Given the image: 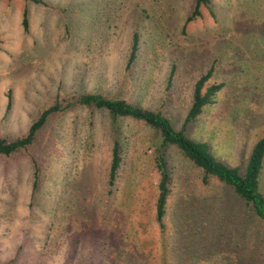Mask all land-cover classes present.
I'll list each match as a JSON object with an SVG mask.
<instances>
[{"label":"rangeland","instance_id":"374dc122","mask_svg":"<svg viewBox=\"0 0 264 264\" xmlns=\"http://www.w3.org/2000/svg\"><path fill=\"white\" fill-rule=\"evenodd\" d=\"M194 2L0 0V139L25 136L44 110L81 94L161 111L179 130L211 70L203 90L221 89L187 134L243 174L264 135V0H211L185 24ZM114 128L122 163L109 193ZM160 144L144 122H113L106 110L51 115L27 149L0 156V264H221L212 251L229 257L238 245L244 264H264V226L243 200L219 181L204 185L179 149ZM161 150L171 178L164 232Z\"/></svg>","mask_w":264,"mask_h":264},{"label":"trees","instance_id":"16d2710c","mask_svg":"<svg viewBox=\"0 0 264 264\" xmlns=\"http://www.w3.org/2000/svg\"><path fill=\"white\" fill-rule=\"evenodd\" d=\"M25 1H31L37 4L41 3V0ZM210 2L211 0H195L194 8L191 14L186 18L185 24L201 16V7L210 10ZM21 24L23 30L27 31L28 17L26 10L23 11ZM137 53L138 36L135 34L133 36L130 57L126 68L130 67L136 60ZM210 77L211 70H208L207 73L202 75L195 83L191 107L179 130L173 127L170 120L163 115L161 111L145 110L129 104L124 99L104 97L100 94H81L65 99L63 105L60 102H56L54 105L44 110L38 120L30 126L25 136L11 142L0 139V156L10 157L21 149H27V147L33 143L37 132L53 114H61L74 107L106 110L113 122H116L120 118H130L134 121L144 122L159 135L161 149L168 145L175 146L179 149L194 166L202 171V183L204 185L208 184L213 179L230 187L234 193L243 200L247 210L252 211L258 218V221L264 226V195L259 189V177L262 172L264 159V135L253 146L248 157L245 171L241 174L238 168H231L219 162L211 153L208 143L196 141L187 134L188 127L196 121L204 108L211 104L213 96L221 89L220 85H210L206 90H203L205 83ZM113 133L112 159L108 173L109 193L112 191L111 188L117 179L122 163L121 134L118 132V129L115 128ZM157 169L160 180L155 201L156 221L162 232H164L163 221L167 211L171 178L167 169V163L164 159L163 150H161L160 155L157 156ZM239 246L240 245H238L240 251L231 250L232 253L229 257H227V255L220 257L218 251L214 249L212 251L214 255L209 256V258L212 260L218 256L221 264H244L247 254L242 252L241 249L243 246H241V248ZM243 257H245V259L242 261ZM240 259L242 262L239 261Z\"/></svg>","mask_w":264,"mask_h":264},{"label":"crops","instance_id":"0c3cea01","mask_svg":"<svg viewBox=\"0 0 264 264\" xmlns=\"http://www.w3.org/2000/svg\"><path fill=\"white\" fill-rule=\"evenodd\" d=\"M2 174V169H0V175ZM1 177V176H0ZM23 181H25L24 185H26L27 182V177H25V179H23Z\"/></svg>","mask_w":264,"mask_h":264}]
</instances>
